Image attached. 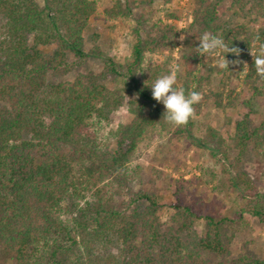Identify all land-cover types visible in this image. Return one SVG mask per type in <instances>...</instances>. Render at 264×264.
<instances>
[{"label":"trees","instance_id":"16d2710c","mask_svg":"<svg viewBox=\"0 0 264 264\" xmlns=\"http://www.w3.org/2000/svg\"><path fill=\"white\" fill-rule=\"evenodd\" d=\"M154 1L114 0L108 16L134 21L129 55L122 62L105 55L100 71L77 72L70 81L55 77L89 56L83 31L96 1L0 0V247L12 252L14 264H264V257L248 253L229 257L227 216L205 213L177 196L166 225L156 193L133 188L138 173L128 166L130 156L165 111L152 98L156 72L146 76L145 57L172 49L179 35L175 25L152 21ZM192 1L180 54L184 73L176 87L213 97L221 109L238 104L235 89L222 79L223 87L213 91L210 73L201 71L208 55L197 47L210 32L240 50L225 58L239 61L244 81L264 96V78L250 54L264 43V28L229 22L220 15L221 0ZM232 1L234 15L264 19V0ZM232 65L222 69L224 77ZM108 79L121 86L110 89ZM127 94L132 118L111 132L109 148L91 120L107 121ZM245 104L234 122L233 146L264 159V119L255 123L250 101ZM225 183L240 196L239 220L248 213L264 224V189L247 174ZM200 218L203 234L194 228Z\"/></svg>","mask_w":264,"mask_h":264},{"label":"rangeland","instance_id":"374dc122","mask_svg":"<svg viewBox=\"0 0 264 264\" xmlns=\"http://www.w3.org/2000/svg\"><path fill=\"white\" fill-rule=\"evenodd\" d=\"M38 1L42 3V0ZM95 1V11L83 31L85 50L89 56L81 67L66 75L56 76V80L71 81L77 72H98L103 56L108 55L122 62L130 53L131 28L134 25L132 18L109 17L107 10L112 7L114 0ZM193 6L192 0L153 2L150 8L152 21L161 20L162 23L175 25L179 32L172 49L146 54L144 71L146 76L150 72H156L154 81L179 64L181 70L176 86L180 85L184 73L180 58L184 49V28L192 19ZM235 8L232 0H221L220 15L223 14L229 22L247 23L257 31L264 28L263 18L255 15L242 18L233 14ZM146 10L148 8L144 9ZM181 37L184 39L181 40ZM92 51L101 55H93ZM245 64L248 65V61ZM201 71L210 73L213 91L223 87L222 79L227 82L228 89H235L240 95L238 104L233 108L221 109L216 106L213 97L206 99L203 96L199 105L195 106V117L187 125L177 127L160 118L143 134L130 156L128 166L139 174V179L137 174L134 180L133 188L156 193L161 204L159 218L166 225L173 212L170 205L177 196L184 203L192 204L195 209L218 217L227 216L230 220L225 229L230 239L229 257H236L240 253L264 257V224L248 213H243L239 220L240 196L236 189L229 188L226 183L225 186L222 184V180L228 183L229 179L240 173L249 175L257 183L258 189H264V159L253 154H239L231 138L235 120L247 109L246 101L251 103L254 122L264 119V96L253 92V84L250 80L244 81V70H238L236 63L226 72L227 77H224L215 54L205 57V66ZM106 83L110 89L121 86L111 79ZM130 98L129 94L125 95L122 104L111 113L107 121L96 118L91 120V128L98 140L109 148H114L111 132L119 124L127 123L132 118L128 108ZM210 130L218 133L216 138L212 137ZM224 150L227 158L222 154ZM225 169L227 172H223ZM194 228L197 233L203 234L204 219H197ZM0 264H14L12 252L3 247H0Z\"/></svg>","mask_w":264,"mask_h":264},{"label":"clouds","instance_id":"9594fccd","mask_svg":"<svg viewBox=\"0 0 264 264\" xmlns=\"http://www.w3.org/2000/svg\"><path fill=\"white\" fill-rule=\"evenodd\" d=\"M183 39L184 37H181V40ZM197 48L200 55L213 56L215 54L218 57V67L220 69H228L230 63H239V61L227 60L225 54L233 53L238 56L240 50L236 47H230L224 38L210 32L203 33ZM250 54L257 75L264 78V43H260L254 51H250ZM180 70V65H175L168 74L159 76L150 86L152 98L164 106L163 119L177 127L187 125L189 120L195 117L194 105L200 103L203 99L202 94L198 91L186 92L184 87H176Z\"/></svg>","mask_w":264,"mask_h":264}]
</instances>
